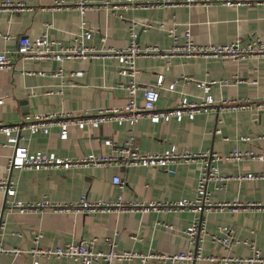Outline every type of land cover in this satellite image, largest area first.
Segmentation results:
<instances>
[{
  "label": "crops",
  "instance_id": "obj_1",
  "mask_svg": "<svg viewBox=\"0 0 264 264\" xmlns=\"http://www.w3.org/2000/svg\"><path fill=\"white\" fill-rule=\"evenodd\" d=\"M24 3L19 11H0V51H6L12 61L11 67L0 68V120L13 123L26 113L59 111L70 109L77 112L87 108L94 113L98 107H114L127 101V91L118 85L126 76L118 72L115 60L95 58L81 60L22 58L13 49L20 35L34 37L46 27L51 37L63 43L71 40L79 29L80 13L71 5L78 0H63V6H56L55 0H18ZM95 1V2H94ZM89 2L84 18L88 26L95 29L87 44L100 47H125L130 40L128 31L132 21L140 44L156 43L167 48L172 39L165 29L151 26L143 29L142 22L163 23L169 27L176 22L177 32L189 25L197 42H229L240 37L245 43L250 37L264 34V2L233 0H195L188 5L182 1L173 6L156 8L124 9L114 2L102 4L98 0ZM68 7H65V6ZM106 32L103 41L101 35ZM136 79L139 83H156L159 79L166 86L173 80L177 83L170 90L161 87L156 109H167L186 96L200 101L203 89L195 79L229 77L237 74L242 81L234 84L212 85L208 93L214 102L206 109L201 108L193 118L184 115L181 119L171 117L152 121L146 114L133 126L136 143L141 150L156 151L171 145L178 149H213L225 153L232 147L264 151V107L256 105L264 101V58L244 60L220 59L216 57L179 56L156 57L141 55L135 58ZM63 68L68 81L62 84L60 76L50 74L56 67ZM27 70H43L44 74L26 73ZM75 70H82L80 76H68ZM183 76L191 79L185 80ZM193 79V80H192ZM255 79L256 82H251ZM227 100L242 101L243 106L231 109ZM136 101L142 102L138 91ZM224 108H221V105ZM220 107V108H219ZM127 121L101 123L98 127L86 125L79 128L68 125L66 138L59 136L60 127L52 124L48 132L30 133L23 130L24 138L19 143L31 151L44 150L60 156L80 157L90 153H107L111 146L104 139L111 137L121 142L129 132ZM219 129V133L215 130ZM242 136L248 139L242 140ZM5 136L0 133V178L9 177L16 189L15 197L20 200H34L48 197L65 201L85 193L91 199H115L121 193L123 199H168L191 197L195 192L200 163L196 160L174 165L173 172L155 166H119L80 164L68 169L62 167L33 169L30 167L8 168L11 147L3 145ZM221 173L236 175L247 171H262L263 164L257 159L241 161L220 160ZM119 174L123 185L112 183V175ZM213 201L244 203L251 201L264 204V178H229L225 186L216 188L209 184ZM5 191L0 189V264H32L34 257L29 252L34 246L48 247L74 239L96 240L94 249L107 250L105 237L114 236L116 247L138 253L129 259L107 262L94 260L91 264H192L190 261H172L169 256L194 248L183 231L192 221L194 213L189 209L166 211H103L78 213L75 211H43L20 213L10 210L5 203ZM3 204L5 206L3 207ZM209 232L219 234V226L232 228V234L244 240L225 249L221 244L205 236L201 242L203 254L248 255L250 242L264 254V206H245L236 211L229 207L211 209L203 213ZM41 231L37 242L34 231ZM13 249H18L15 253ZM39 264H80L73 257L38 255ZM194 264H210L195 261ZM214 264H246L219 263Z\"/></svg>",
  "mask_w": 264,
  "mask_h": 264
},
{
  "label": "built area",
  "instance_id": "obj_2",
  "mask_svg": "<svg viewBox=\"0 0 264 264\" xmlns=\"http://www.w3.org/2000/svg\"><path fill=\"white\" fill-rule=\"evenodd\" d=\"M94 0H78L71 7L75 8L81 16L79 29L73 34L71 40L63 43L59 39L51 37L48 32L49 24L46 23L45 29L34 37L28 35H20L17 38V46L13 52L19 53L22 58L29 59H53L62 62L65 59L78 58L81 60L103 58L115 60L118 63V72L127 78L119 81L118 85L126 89L127 101L120 106L114 107H98L94 113L89 112L87 108L73 112L70 109H61L59 111L49 112H33L24 114L23 118L13 123H7L0 120V133L5 136L3 145L11 147L8 155V168L30 167L33 169H50L62 167L68 169L72 166L80 164L90 165H108L115 164L119 166H155L162 167L166 171L173 172L174 165L189 161H198L200 163V172L197 178L195 192L191 197H185L176 200L168 199H123L122 194H117L115 199H91L85 193H81L78 197L57 201L48 197H42L34 200H20L15 197L16 189L13 181L9 177L0 178V189L5 191V203L10 210L17 212H43V211H75L78 213H96L114 210L122 211H150V210H166L177 211L189 209L194 213L191 223L183 230L190 243L194 244V248L186 249L178 253L172 254L169 258L172 261H206L210 264L219 263H246V264H264V254L262 250L250 242L251 252L248 255H236L228 253L225 255H217L214 253L203 254L201 251V242L205 236H209L212 241L221 244L225 249H230L233 244L243 242L244 240L234 237L232 228L227 225L219 226V234L209 232L206 228L203 213L211 209H224L229 207L231 211H236L245 206H264V204L248 201L246 203L233 199L232 201H213L210 197L209 184L216 188L225 186L229 178L235 179H258L264 178V151H256L252 149H241L237 146L232 147L228 152L221 153L213 149L190 150L187 148L178 149L171 145L167 148L156 151L141 150L136 143V136L133 126L139 121L142 115L146 114L152 121L160 118L165 120L176 117L178 120L184 115L193 118L201 108L206 107L214 102L211 94L208 93L209 88L216 85L234 84L242 81L237 74L229 77L195 79V83L203 89L204 95L200 101L189 100L186 96L179 99L175 105L167 109H156V101L160 96V88L163 86L167 89H174L176 80L171 81L166 86L159 79L156 83H139L136 79L137 67L135 58L143 55H153L156 57L179 56L184 58L201 56L216 57L220 59L244 60L249 58H264V34L250 37L245 43L240 37H235L229 42H197L194 40L189 25L177 32L176 22L169 27H165L163 23L153 24L150 22H142L143 29L151 26L165 29L172 39V43L167 48H161L156 43L140 44L137 41V32L134 29L136 21L128 27L130 40L125 47H112L102 45L95 47L87 44V40L92 37L94 28L87 25L84 18L85 11L91 7L89 2ZM102 4L114 2L124 9L127 8H156L162 6H173L182 1L188 5L193 4L195 0H98ZM63 0H55L56 6H63ZM95 2V1H94ZM230 4L233 0H226ZM245 2H264V0H245ZM24 3L18 0H0V11L11 10L19 11L24 8ZM65 7H68L67 5ZM107 33L101 35V39H106ZM0 36L8 38V33L0 32ZM12 61L10 55L6 51H0V68L11 67ZM44 74L43 70H27L26 73ZM82 70H75L68 76H80ZM51 75L60 76L62 84L68 80L65 79L63 68L56 67L50 71ZM185 80L191 78L183 76ZM193 80V79H192ZM251 82H256L255 79ZM138 91L142 94V102L136 101ZM3 96L0 95V103ZM225 104H229L231 109H237L243 106L242 101L227 100ZM221 108H224V105ZM264 107V101L256 105V108ZM220 108V107H219ZM107 121H115L121 124L125 121L129 123V132L121 141L117 142L111 137L104 139L106 145L111 146V151L107 153H90L80 157L60 156L54 152L44 150L31 151L27 146L19 143L24 138L23 130L30 133L42 131L48 132L52 124L60 127L59 136L66 138L68 134V125L75 124L79 128L86 125L98 127L101 123ZM219 133V129L215 130ZM242 140L248 139V136H242ZM244 159H257L262 162V171H247L236 175H228L220 172L218 161L230 160L241 161ZM111 181L115 185L122 186L123 179L119 174L112 175ZM1 226V224H0ZM41 236V231H34V241L37 242ZM109 248L107 250L94 249L93 244L96 237L87 239L74 240L70 239L61 244L41 247L34 246L30 249V253L34 257L32 264H39L38 255L49 256H68L79 261L80 264H91L94 260L103 259L107 262L120 259H129L137 256L138 253L119 250L116 247L114 236L105 237ZM4 248L0 245V251ZM18 253V249H13Z\"/></svg>",
  "mask_w": 264,
  "mask_h": 264
},
{
  "label": "water",
  "instance_id": "obj_3",
  "mask_svg": "<svg viewBox=\"0 0 264 264\" xmlns=\"http://www.w3.org/2000/svg\"><path fill=\"white\" fill-rule=\"evenodd\" d=\"M18 55H20L19 53H17ZM5 206V204H3V207ZM192 262V264H194L195 263V260H192L191 261Z\"/></svg>",
  "mask_w": 264,
  "mask_h": 264
}]
</instances>
